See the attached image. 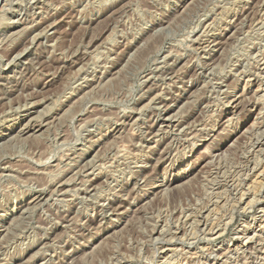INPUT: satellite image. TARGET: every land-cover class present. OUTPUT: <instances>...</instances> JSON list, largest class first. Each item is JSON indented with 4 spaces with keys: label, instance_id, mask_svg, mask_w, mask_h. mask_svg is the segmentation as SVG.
Wrapping results in <instances>:
<instances>
[{
    "label": "rangeland",
    "instance_id": "374dc122",
    "mask_svg": "<svg viewBox=\"0 0 264 264\" xmlns=\"http://www.w3.org/2000/svg\"><path fill=\"white\" fill-rule=\"evenodd\" d=\"M0 264H264V0H0Z\"/></svg>",
    "mask_w": 264,
    "mask_h": 264
},
{
    "label": "bare ground",
    "instance_id": "6f19581e",
    "mask_svg": "<svg viewBox=\"0 0 264 264\" xmlns=\"http://www.w3.org/2000/svg\"><path fill=\"white\" fill-rule=\"evenodd\" d=\"M39 32V31H38ZM40 35V34H39ZM20 53V52H19ZM151 74V73H150ZM165 74V73H164ZM10 91V90H9ZM7 98V97H6ZM10 101V100H9ZM175 119V118H174ZM37 130V129H36ZM35 129H34V131H36ZM43 137V136H42ZM20 140V139H19ZM89 163H90V161H89ZM166 190V189H165ZM219 232V231H218Z\"/></svg>",
    "mask_w": 264,
    "mask_h": 264
}]
</instances>
